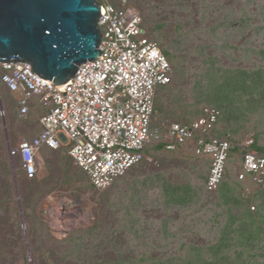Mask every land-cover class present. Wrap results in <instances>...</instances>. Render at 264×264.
Here are the masks:
<instances>
[{"label": "rangeland", "instance_id": "1", "mask_svg": "<svg viewBox=\"0 0 264 264\" xmlns=\"http://www.w3.org/2000/svg\"><path fill=\"white\" fill-rule=\"evenodd\" d=\"M141 2L149 18L145 25L151 22L146 25L150 37L176 56L172 84L161 87L157 96L156 128L167 120L193 121L199 109L211 105L204 99L196 106L201 91L203 98L213 92L216 68H264L258 55L264 49V14L258 10L264 0ZM155 26H160L157 32ZM44 113L36 106L20 119L16 97L0 90V264H142L143 255L185 258L180 244L205 245L220 237L219 222L225 220L217 221L214 214L222 196L207 193L210 162L194 154V144L185 146V155L151 144V160L103 192L60 152L47 160L41 154L38 176L29 180L19 146L41 132ZM238 124L242 128L231 133L236 143L253 132L264 144L263 110L248 112ZM223 127L220 120L215 133L226 134ZM240 160L239 151L234 152L225 181L235 183ZM169 189H184L192 200L170 204Z\"/></svg>", "mask_w": 264, "mask_h": 264}, {"label": "built area", "instance_id": "2", "mask_svg": "<svg viewBox=\"0 0 264 264\" xmlns=\"http://www.w3.org/2000/svg\"><path fill=\"white\" fill-rule=\"evenodd\" d=\"M98 2L101 57L80 66L64 86L35 73L30 63L0 62V90L17 95L18 117L26 119L36 106L45 112L39 118L41 132L19 146L26 177L38 176L44 147L54 151L66 147L92 187L103 192L151 160L147 156L151 144H164L174 152L194 142L195 155L210 162L209 193L225 180L234 147L242 157L238 179L264 190V155L255 149V134L245 133L238 143L232 142L230 133L216 135L221 117L217 108L205 109L204 116L190 124L162 121L159 128L154 126L158 91L170 84L172 66L159 44L148 37L134 4ZM250 193L247 188L246 194ZM251 209L255 211L254 206Z\"/></svg>", "mask_w": 264, "mask_h": 264}, {"label": "trees", "instance_id": "3", "mask_svg": "<svg viewBox=\"0 0 264 264\" xmlns=\"http://www.w3.org/2000/svg\"><path fill=\"white\" fill-rule=\"evenodd\" d=\"M118 1L119 0H110L115 6L118 5ZM135 3L138 7L134 3L132 4L140 10L144 20V28L147 30L146 25L149 26L151 22H147L145 25V19H149L145 6L141 0H136ZM258 10L261 14H264L263 2L259 3ZM159 28L160 26H155L152 30L153 32H157ZM147 33L148 37L153 40L148 30ZM162 52L167 57L171 66H173L174 64H172L171 61L174 63L176 56L172 55L173 53H170L168 50H162ZM258 55L264 60V49L258 52ZM215 71L216 74L213 80L215 85L214 89L212 88L213 92H208L205 98H203L202 91L200 93V99L196 96V100L199 99L196 106H200L205 100L211 103V105L205 106L201 111L199 109V115L193 121L178 122L167 120V122L190 124L204 116L205 109L217 108L221 112L220 120L224 121V127L222 129L231 134L237 133L242 128L238 123L242 120H246L248 112L254 110L264 111V68L251 70L245 68L229 69L221 67L218 69L216 68ZM172 75L169 85H171L173 81ZM222 133L218 130L217 135L222 136ZM223 134L226 135L225 133ZM255 137V149L264 155V144L262 143L260 135H255ZM157 148L164 149L165 147L164 144H158L156 146V149ZM236 151L239 150L234 147L232 154ZM208 175L207 178H205L206 182ZM225 180L218 189L222 196V201L215 203V210L219 212L216 211L217 213L214 214V218H216L217 221H219L220 218L225 220L221 223L219 222L221 226V235L219 238L217 237L215 241H210L211 243L205 245L191 243L192 245L188 247L187 244H180L181 251L186 250L185 258L181 256L150 258L149 255H143L139 261L142 264H264V191L254 190L248 198L243 192L244 187L242 188V184L240 186L242 195L237 194L239 191L237 184L242 183L237 179V176L235 178V183L231 184V181H229L230 178L227 179V181ZM165 181H163V184L167 187ZM166 191L168 192V189H166ZM169 191H172L170 194L172 199L168 200L170 204L184 206L185 200H192L184 189L183 192L180 189H169ZM252 206L255 207V211L251 210ZM122 262H117L115 264H122Z\"/></svg>", "mask_w": 264, "mask_h": 264}, {"label": "water", "instance_id": "4", "mask_svg": "<svg viewBox=\"0 0 264 264\" xmlns=\"http://www.w3.org/2000/svg\"><path fill=\"white\" fill-rule=\"evenodd\" d=\"M101 13L97 0H0V62L64 86L101 57Z\"/></svg>", "mask_w": 264, "mask_h": 264}, {"label": "crops", "instance_id": "5", "mask_svg": "<svg viewBox=\"0 0 264 264\" xmlns=\"http://www.w3.org/2000/svg\"><path fill=\"white\" fill-rule=\"evenodd\" d=\"M15 96H17V95H15ZM14 96V97H15ZM17 98V97H16ZM38 135V134H37ZM36 135V136H37ZM35 137V136H34ZM28 139H32V138H28ZM189 144H194V148H195V143L194 142H189V143H187L186 145H183V146H180V147H178V149L176 150V152L178 153V154H181V155H185V151H186V147L185 146H188ZM155 150H158V148L156 149L155 148ZM164 150H166L165 148H164ZM192 150V149H191ZM190 150V151H191ZM167 151V150H166ZM181 151V152H180ZM58 153V152H60L62 155L61 156H66V157H68V155H67V149H66V147H62L61 149H59V150H57V151H54V150H51V149H48L47 147H44L42 150H41V152H40V154H39V158L40 159H42L41 158V154H43L44 155V157H45V159L47 160V159H49V154H51V153ZM170 152V151H169ZM175 152V151H174ZM184 153V154H183ZM188 154V153H187ZM194 154H195V152H194ZM69 158V157H68ZM204 159H207L208 161H209V159L208 158H204ZM42 167V166H41ZM239 167H241V164L239 165ZM241 184L242 183H240L239 184V186H241ZM250 188L252 187L251 186V184H249L248 185ZM243 187H246L244 184H242V188Z\"/></svg>", "mask_w": 264, "mask_h": 264}, {"label": "clouds", "instance_id": "6", "mask_svg": "<svg viewBox=\"0 0 264 264\" xmlns=\"http://www.w3.org/2000/svg\"><path fill=\"white\" fill-rule=\"evenodd\" d=\"M218 126V125H217ZM216 134V133H215ZM217 135V134H216ZM219 136V135H218ZM222 136H225L224 134L222 135ZM222 136H220V137H222ZM233 137V136H232ZM240 141V140H239ZM238 141V142H239ZM232 142H234V139L232 138ZM237 142V143H238ZM234 143H236V142H234ZM195 152V151H194ZM239 153H240V151H239ZM263 155V154H262ZM231 156H232V151H231ZM240 156H241V153H240ZM230 160H231V157H230ZM240 164H241V167H240V170L238 171V174L241 172V170H242V157H241V162H240ZM238 174L236 175L237 176V179H238ZM227 175V174H226ZM226 177V176H225ZM239 180V179H238ZM240 181V180H239ZM224 182V181H223ZM240 182H242V181H240ZM249 183V184H251V186H253L254 188H257L258 190H261V189H259L258 187H255L249 180L248 181H246V182H242V184H244V183ZM247 188H249L250 190H251V193L255 190L254 188L253 189H251L249 186L248 187H244V189H243V192L245 193V195L249 198L250 196H251V193L248 195V194H246V189ZM207 191V190H206ZM218 191V190H217ZM264 191V190H263ZM208 192V191H207ZM209 193V192H208ZM214 193V192H213ZM253 207V206H252ZM251 207V208H252ZM252 210V209H251Z\"/></svg>", "mask_w": 264, "mask_h": 264}]
</instances>
